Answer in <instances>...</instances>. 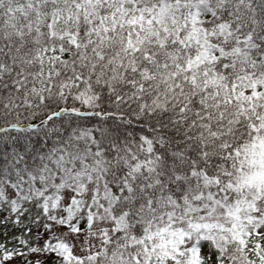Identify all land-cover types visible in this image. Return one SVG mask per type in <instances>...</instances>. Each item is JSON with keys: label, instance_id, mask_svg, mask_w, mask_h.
Listing matches in <instances>:
<instances>
[{"label": "snow or ice", "instance_id": "1", "mask_svg": "<svg viewBox=\"0 0 264 264\" xmlns=\"http://www.w3.org/2000/svg\"><path fill=\"white\" fill-rule=\"evenodd\" d=\"M0 264H264V0H0Z\"/></svg>", "mask_w": 264, "mask_h": 264}]
</instances>
